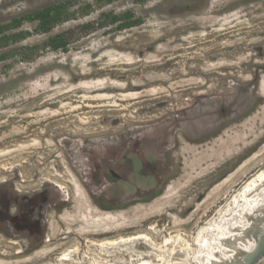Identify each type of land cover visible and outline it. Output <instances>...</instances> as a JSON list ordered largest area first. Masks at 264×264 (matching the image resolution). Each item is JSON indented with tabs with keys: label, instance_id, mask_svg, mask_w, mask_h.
<instances>
[{
	"label": "rangeland",
	"instance_id": "rangeland-1",
	"mask_svg": "<svg viewBox=\"0 0 264 264\" xmlns=\"http://www.w3.org/2000/svg\"><path fill=\"white\" fill-rule=\"evenodd\" d=\"M61 1L0 0V24ZM88 1L79 0L75 20L48 34L26 23V40L0 48V185L30 192L55 183L70 198L52 213L56 243L16 261L0 253V264H119L117 252L126 264L148 250L164 264H199L198 230L264 170V0H114L104 9L130 11L141 24L22 62L20 47L92 20L99 10L85 15ZM119 141L140 144L142 164H130L125 185L107 190L106 198L125 202L102 211L75 155ZM134 187L141 200H130ZM260 215L236 229L225 247L235 252L214 264L242 260ZM175 236L177 247L164 245ZM121 238L128 242L120 251L98 246ZM184 243L186 259L171 258ZM53 251H72L71 260L48 259Z\"/></svg>",
	"mask_w": 264,
	"mask_h": 264
},
{
	"label": "flooded vegetation",
	"instance_id": "flooded-vegetation-1",
	"mask_svg": "<svg viewBox=\"0 0 264 264\" xmlns=\"http://www.w3.org/2000/svg\"><path fill=\"white\" fill-rule=\"evenodd\" d=\"M101 145L82 148L75 155V160L81 171V179L94 190L91 193L92 197L97 200L104 199L101 203H97L98 209L111 211L118 207L117 204L121 199L106 198L107 190L125 185V169L130 164L138 162L141 166L142 147L140 144L128 145L125 141L112 143L107 147ZM133 190L131 189L134 193L129 194L130 200L132 197L141 200L142 192L136 187ZM69 200L63 187L55 183H46L40 189L30 192L20 191L11 183L0 185V237L6 239L0 240V244L8 248L0 251L3 254L1 256L10 257L14 261L20 257L27 259L36 250L56 243L58 240L51 239L52 213L59 214ZM125 200L124 198L121 201L125 202ZM49 258L56 260L58 258L56 251L50 253ZM59 258L57 262L61 260ZM124 260L125 258L121 256L118 260L119 264H124Z\"/></svg>",
	"mask_w": 264,
	"mask_h": 264
},
{
	"label": "trees",
	"instance_id": "trees-1",
	"mask_svg": "<svg viewBox=\"0 0 264 264\" xmlns=\"http://www.w3.org/2000/svg\"><path fill=\"white\" fill-rule=\"evenodd\" d=\"M112 1L114 0H90L84 6L85 15L93 14L96 9L99 10L92 20L77 23L71 28L49 37L41 45L20 47L19 55L22 62L34 61L42 50L67 52L71 45L100 30L121 32L141 24V19L136 18L130 11L114 13L105 10L104 7ZM78 4L79 0H64L34 10L23 17L14 18L8 23L0 24V48H7L12 44L26 40L31 34L28 29L23 28L26 23L34 24V32L48 34L56 26L75 20ZM3 58L4 56L1 55L0 60Z\"/></svg>",
	"mask_w": 264,
	"mask_h": 264
},
{
	"label": "bare ground",
	"instance_id": "bare-ground-1",
	"mask_svg": "<svg viewBox=\"0 0 264 264\" xmlns=\"http://www.w3.org/2000/svg\"><path fill=\"white\" fill-rule=\"evenodd\" d=\"M259 211H264V170L259 171L257 174L249 178L243 184V186L240 187L233 194V196H231V201H229V203L226 204L225 208L219 210L215 215V217H213L209 222L204 224L198 230L195 240L198 249L195 250L194 258L198 259L199 264H205V263L214 264V261L218 260L217 255L222 256L223 254H227L228 252L230 253L235 252V251H227V248L225 247H227L228 243L230 244L234 243L235 238L239 235L240 231L236 232V229L239 230L240 228L241 229L244 228V226L249 223L246 222V219H248L249 217H253L254 212H259ZM256 218L257 219L253 218V220L254 221L259 220L260 221L258 223L259 225L264 223L263 218L259 219V216H257ZM254 225L257 224L253 223V226ZM180 241H181L180 236L179 237L175 236L172 239L170 237L169 239L167 238L164 241V245L172 244L173 246L175 245L177 247L178 244H180ZM127 242H128L127 239L121 238L115 241L104 242L103 244L100 245V247L107 250H109L110 248H118L120 251L121 249L120 247H122V244H126ZM254 244H255V239H253L252 241L250 240L247 245L248 251L243 253L241 256L249 253L253 249ZM183 246L186 247L183 248L181 247V249L179 248L178 250L179 252L171 251L169 256L171 258L181 257L178 259L182 260L183 262V260L186 259L187 250L189 251L191 247L187 243L186 244L184 243ZM152 249L155 251L154 248ZM117 253H119L120 256H125L123 253L120 252ZM71 255L72 252L66 253L65 255L62 256V258L60 257L61 260L60 258L59 260L68 261L70 260ZM136 255L138 256V260H133L130 257L131 259L130 263L126 262V264H164V262L166 261L164 259V256L159 254V252L155 253L151 250H148L146 253L136 254ZM140 256L146 257L147 259L141 260ZM148 257H152V258H148ZM126 259L127 258H125V260ZM156 261L158 263H155ZM169 264H174V263L170 261ZM226 264H229V262Z\"/></svg>",
	"mask_w": 264,
	"mask_h": 264
},
{
	"label": "water",
	"instance_id": "water-1",
	"mask_svg": "<svg viewBox=\"0 0 264 264\" xmlns=\"http://www.w3.org/2000/svg\"><path fill=\"white\" fill-rule=\"evenodd\" d=\"M260 216L259 219H264V211H261ZM250 234L251 237L255 239L253 249L249 253L243 255L242 260L238 262L234 261L232 264H258L264 259V223L254 225Z\"/></svg>",
	"mask_w": 264,
	"mask_h": 264
}]
</instances>
